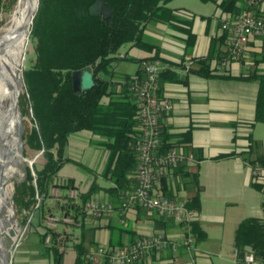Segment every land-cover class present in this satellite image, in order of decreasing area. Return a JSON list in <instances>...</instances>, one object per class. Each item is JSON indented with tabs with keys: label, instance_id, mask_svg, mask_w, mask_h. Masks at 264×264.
<instances>
[{
	"label": "crops",
	"instance_id": "crops-1",
	"mask_svg": "<svg viewBox=\"0 0 264 264\" xmlns=\"http://www.w3.org/2000/svg\"><path fill=\"white\" fill-rule=\"evenodd\" d=\"M212 1L219 9L217 3L223 0ZM173 9H181L178 12L180 18L192 23V32L196 36L194 46L188 48V36L180 23H151L148 27L157 25L153 27L151 34L157 36V32L165 33L161 37L164 43L159 45L147 41L156 48L153 51L135 48L138 56L135 59L159 58L164 71L176 73L175 77L161 83L162 94L172 103V110L162 122V130L168 143L185 156V162L181 165L182 170L171 169L165 182H161L157 189L165 190L173 198L187 202L196 193L197 187L184 176L183 170L190 173L199 171L202 206L200 214L196 213L195 221L199 222L205 236L200 240L195 238V250L180 248L174 253L168 248L162 253H153L137 264H217L219 261L220 264H242L237 261L236 231L245 219L258 218L252 215L258 211L257 204L253 202L256 199L254 190L264 191L253 185L255 179L252 167L255 164L252 162L260 157L264 158V144L254 138V128L258 124L255 118L260 83L237 78L247 77L254 70L264 75V37L256 38L250 43L248 58L242 63L222 68L221 59L211 61L215 74L226 73L236 79L203 77L189 72V66H198V61L210 54L213 39L224 38L222 45H216L215 56L220 50L222 54H226L227 33L222 30V20L225 14L231 13L219 9L218 13L211 16H197L183 8ZM258 60L260 62L256 63ZM183 62L184 67L181 65ZM116 65L117 63L112 65V77L101 75L103 79L112 82L114 97L122 92L124 78L136 75L141 67L139 64L134 74L117 76ZM110 100L111 97H105L103 103L108 104ZM108 142L107 137L92 131L70 135L65 149V157L70 161L63 165L57 179L72 181L83 194L95 187L92 198L112 202L119 208L121 197L110 191L114 183L105 174L111 157V151L106 146ZM223 155L233 156L217 159ZM129 177L135 181L136 171ZM60 192L62 195H69V190ZM50 201L49 206L57 212V200ZM34 226L24 235L18 230L20 241L13 249V243L10 246L11 264H55L52 250L41 240L40 228L43 227L40 223ZM75 227L80 230L79 234L71 229ZM183 231L181 226L139 208L128 212L125 224L122 223L120 214L116 213L110 219L97 220L93 216H87L79 226L61 224L57 228L61 251L64 252L63 264H76L78 251L75 246L79 243H83L87 252H91L99 245L129 246L141 237L160 232L181 241ZM30 237L33 248L21 252L17 257L22 247L19 246L20 242L22 244ZM231 240L235 260L225 256ZM18 246L19 250L16 251Z\"/></svg>",
	"mask_w": 264,
	"mask_h": 264
},
{
	"label": "trees",
	"instance_id": "trees-1",
	"mask_svg": "<svg viewBox=\"0 0 264 264\" xmlns=\"http://www.w3.org/2000/svg\"><path fill=\"white\" fill-rule=\"evenodd\" d=\"M97 1L40 0L31 29L32 40L36 43L37 59L35 65L23 73L26 92L20 99V106L25 114L31 116L33 125L26 130L23 139L31 150L42 153L45 162L41 169L37 165H34L33 170L28 168L26 179L16 185L15 200L26 214L22 220L23 225H31L30 217L40 214V226L44 229L41 240L46 244L47 237H52L49 249L53 252L55 264H63L64 252L61 251L57 229H48L46 226L47 217L70 215L76 222L81 223L88 216L85 205L93 199L95 191L94 187L89 192L82 193L78 200L61 194L64 203L61 205V201L57 200L55 206L59 212H55L48 204L51 199H55L51 195L54 185H58L60 191L74 187L72 181L57 179L63 165L70 161L65 157L69 136L81 131H92L107 137L109 142L106 146L111 151V157L105 174L114 183L110 191L121 197L124 189L134 186L136 180L132 181L129 176L137 170L135 146L140 137V122L136 99L130 91V85L135 76H144L145 62L159 58H132L131 60L141 64L140 70L136 75L124 78L123 90L117 97L112 96V82L103 79L101 75L112 77V65L119 60L128 59L120 56L121 49L126 45L146 51L156 48L145 40V31L151 23H180L184 27L183 32L188 36V48L193 47L196 42L192 23L180 18L178 12L181 9L170 8L168 0H102L114 8L107 23L103 18L90 14V8ZM217 4L225 13L238 14L250 10L241 0H223ZM223 43L224 38L213 39L210 54L199 60L198 66L191 65L189 72L203 77L236 79L226 73L215 74L211 68L213 59H222L225 56L220 49L215 56L216 45ZM259 62L258 60L256 63ZM181 65L184 67L185 62ZM87 67L92 68L95 84L90 90L76 93L73 89V72ZM175 76L176 73L171 70L162 72L160 86L164 80ZM237 79L260 83L255 122L264 123V75L254 70L249 76ZM105 97H111L108 104L103 103ZM162 135V152L166 153L173 146L164 137V132ZM231 156L223 155L217 159ZM252 164L264 166V158L260 157ZM181 165L175 168L182 170ZM183 173L197 187L196 193L188 199L187 206L200 214L202 189L199 184V171L190 173L183 170ZM21 175L22 173L19 177ZM166 177L163 178V183ZM253 185L264 191V183L255 181ZM162 193L174 197L165 190ZM192 228L196 239L200 240L205 236L198 221L194 220ZM75 247L78 251L76 264H91L84 244L79 243ZM235 248L239 263L243 262L248 253H252L256 264H264L263 218H248L239 225Z\"/></svg>",
	"mask_w": 264,
	"mask_h": 264
},
{
	"label": "built area",
	"instance_id": "built-area-1",
	"mask_svg": "<svg viewBox=\"0 0 264 264\" xmlns=\"http://www.w3.org/2000/svg\"><path fill=\"white\" fill-rule=\"evenodd\" d=\"M241 1L250 10L235 15L225 14L222 20V30L227 33L228 44V50L221 59L222 68L247 60L250 43L256 38L264 37V0ZM120 56L127 57L123 54ZM143 70L144 76H135L130 85V91L136 99L140 122V137L135 146L136 183L121 192L122 201L119 208L112 202L93 198L85 205V210L88 216L97 220L110 219L119 213L122 223L125 224L128 212L143 209L181 226L184 229L182 240L171 239L164 232H160L141 237L129 246L99 245L88 254L91 264H137L153 253H162L168 248L174 253L180 248L188 251L196 248L192 228V223L197 217L196 212L190 210L183 199L171 198L157 189L172 168L185 162V156L176 147L170 148L166 153L162 152V122L172 110V103L162 94L160 86L164 66L161 61L154 60L145 62ZM252 175L255 181L264 183V166L253 165ZM60 193L58 185H54L51 195L63 205ZM81 194L78 187L69 189L71 199L78 200ZM62 223L76 226L81 224L70 215H49L46 219L48 229H57ZM51 243L52 237L49 235L46 244ZM242 264H256L254 254L248 253Z\"/></svg>",
	"mask_w": 264,
	"mask_h": 264
},
{
	"label": "rangeland",
	"instance_id": "rangeland-1",
	"mask_svg": "<svg viewBox=\"0 0 264 264\" xmlns=\"http://www.w3.org/2000/svg\"><path fill=\"white\" fill-rule=\"evenodd\" d=\"M20 0H0V29L2 27H4L9 20L11 19L13 13L16 11L17 6L19 4ZM39 4H40V0H39ZM38 4V7H39ZM28 3L27 5L22 9V11L20 12V14L22 15L26 9H28ZM168 6L170 8H183L187 11L192 12L193 14L200 16V15H206V16H211L215 13H218L219 9L217 8V5L214 1L212 0H169V4ZM38 10V8H37ZM157 26L156 24H152L151 26H149L147 28V32L145 33V40L150 42V43H154V44H159L162 45L164 43L163 41V37L165 35V33L162 32H157V36L151 34L153 27ZM164 34V35H163ZM135 47L131 46V45H126L121 49V54L126 55L128 57V59H122L119 60L117 62L116 65V75L117 76H123L126 74H134L136 72V70L139 67V64L133 60H131L132 58L138 57L134 51ZM140 50V49H139ZM36 59H37V53H36V43L34 40H32L31 34L28 37V41H27V45H26V51H25V57H24V62H23V66H22V75L24 73V71L28 68H31L32 66L35 65L36 63ZM16 73V72H15ZM22 90V85L20 86L19 80L17 82V85L14 89L15 91L18 90ZM25 87L23 86V90L21 93V97L23 95H25ZM14 94V93H13ZM20 97V99H21ZM19 110L21 113L22 118V124H23V128H24V134L26 133V130H29L32 128V122H31V116H28L27 114H25L24 110L21 108L20 106V100H19ZM5 113V105L1 104L0 106V122L3 118V115ZM4 139H2L3 143L1 144L3 147L9 148L11 147L9 140L7 139L6 136L3 137ZM254 138L257 141L262 142V144H264V123H258L256 124L255 128H254ZM25 142V159L26 162L24 163V165L21 168V177L16 178V182H12V184L9 185L8 190L9 193L12 197H14L15 199V192H16V185L20 182H22L23 180L26 179L27 177V170L28 168L32 169V167L34 168V165H37V167L39 169L42 168L45 160L42 156V153H38L36 151L31 150L27 145H26V141ZM35 162L33 166L30 165V162ZM10 165L7 166V168ZM254 194H255V200H253V202L255 204H257V214H252V215H256L253 217H258V218H263L264 219V192H260L258 190H254ZM51 202V201H49ZM48 202V204H49ZM251 202V204L254 205V203ZM249 205V203H247ZM59 212V211H57ZM20 213V212H18ZM251 212H248V214ZM25 212L22 210V217L19 218L18 217V222L21 223L20 227L18 228V230H20V233H22V235H24L27 231H29L30 229H32V227L36 224H39L40 222V218L38 213H36L35 215H32L29 219V222L32 221L31 225H23L22 220L25 217ZM252 217V216H251ZM34 226V227H35ZM228 227V226H227ZM41 232H44L43 228H40ZM72 230H76V233L79 234L80 230L77 229L76 227ZM31 237L27 238L24 243L19 244V246L21 245L22 247L20 248V250L18 249L19 246L17 247L16 251H18V255L17 257L20 255L21 252H24L26 250L30 251L31 248H33V246H31ZM13 242L9 241V247L12 245ZM227 257H230L232 260H235V251H234V245L232 240L229 242V247L227 248V253L226 255ZM215 261L216 258H214ZM220 264V261L219 263Z\"/></svg>",
	"mask_w": 264,
	"mask_h": 264
},
{
	"label": "bare ground",
	"instance_id": "bare-ground-1",
	"mask_svg": "<svg viewBox=\"0 0 264 264\" xmlns=\"http://www.w3.org/2000/svg\"><path fill=\"white\" fill-rule=\"evenodd\" d=\"M27 3L28 9L21 15L20 12ZM34 3H36V0H34ZM29 9L30 3L20 0L9 22L0 29V106L1 104L5 105V113L0 122V129L8 131L5 136L10 142V150L12 151L11 163L8 168H3L0 161V186H3V194L8 197H11L8 190L9 185L20 176L21 168L26 162L25 157L20 152L19 143L23 117L13 93L18 80L20 86L22 85V66L30 34H21V30L27 19ZM19 91L20 89L17 92ZM9 211L11 212V207ZM10 218L9 216L8 219Z\"/></svg>",
	"mask_w": 264,
	"mask_h": 264
},
{
	"label": "water",
	"instance_id": "water-1",
	"mask_svg": "<svg viewBox=\"0 0 264 264\" xmlns=\"http://www.w3.org/2000/svg\"><path fill=\"white\" fill-rule=\"evenodd\" d=\"M30 3V9L28 12L27 19L22 27L21 34L29 33L31 34L32 25L34 23V19L36 16L39 0H25ZM114 13V8L110 7L106 4V2L102 0H98L92 7L90 8V14L94 17L103 18L106 23L112 17ZM95 82L93 78L92 68L87 67L82 70H78L73 72V89L76 93H81L82 91L90 90L93 88ZM24 86V77L22 75V90ZM22 90L19 92H14V99L17 104H19V100L21 97ZM19 107V106H18ZM8 133L5 129H0V161L3 164V168L10 165L12 151L9 148L3 147L1 144L3 143V137ZM24 128L22 124L21 131L19 133V143H20V152L22 156L25 155V142L23 139ZM25 157V156H24ZM5 163V164H4ZM34 161L30 162V165H34ZM33 170V167H32ZM27 172V171H26ZM16 182V180H13ZM11 207V212L9 208ZM20 212V213H18ZM11 214V215H10ZM11 217L8 219V217ZM18 217H22V210L19 202H17L14 197H8L3 194V186H0V264H11V256L12 252L9 247V241L13 242L12 249L15 245L20 241L18 228L21 223L18 222Z\"/></svg>",
	"mask_w": 264,
	"mask_h": 264
}]
</instances>
